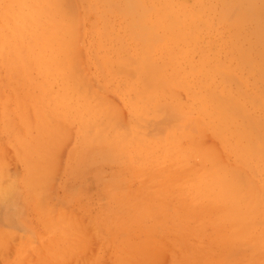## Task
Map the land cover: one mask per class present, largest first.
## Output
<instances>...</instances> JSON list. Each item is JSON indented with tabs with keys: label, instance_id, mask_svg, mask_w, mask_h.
I'll list each match as a JSON object with an SVG mask.
<instances>
[{
	"label": "rangeland",
	"instance_id": "1",
	"mask_svg": "<svg viewBox=\"0 0 264 264\" xmlns=\"http://www.w3.org/2000/svg\"><path fill=\"white\" fill-rule=\"evenodd\" d=\"M232 1L211 0L221 16L234 23L235 33L244 38L240 49L249 54L251 46L264 63V0H244L243 5ZM181 2L0 0V205H4L0 206V264H264V115L257 103L264 106L262 74L249 65V59L245 66L231 67L238 69L239 76L230 74L232 81L228 87L233 95L240 90L239 100L232 108L240 115L249 136L262 144V150L255 143L243 144L241 148L232 146L236 140L232 132L240 125L228 107V91L225 104L217 105L214 115L218 120L203 102H194L197 91L203 89L206 100L213 92L205 84L204 75L180 76L187 87L176 83L171 88L164 86L166 94L173 92L169 105H161L167 97L152 99L154 93H150L161 85L145 74L148 68L144 58L166 65L173 63L171 59L182 58L180 54L188 47L192 55L186 59L195 63L201 62L202 56L207 57L208 63L236 56L234 50V54L230 51L232 32L222 28L214 11L201 8L197 15ZM55 10L62 12L59 20ZM167 18L181 22L172 35L182 37L176 39L167 29H158L159 22ZM190 24L195 27L189 29ZM141 27L153 30L156 37L143 39L139 34ZM154 38L158 40L153 42ZM164 38L173 41L169 43ZM63 41L73 43L74 59H48V46ZM173 64L182 71L179 63ZM70 65L75 66L77 76L48 74L42 69ZM165 71L168 73L170 68ZM76 81L86 85L77 87ZM214 85L216 96H220L224 86L218 82ZM177 104L199 108L185 118L188 113L182 114L181 105ZM199 120L202 128L198 126ZM211 120H215L218 131L209 127ZM180 124L185 127L184 134L196 138L198 132L201 139V155L191 154L194 170L189 171L192 173L185 186L188 190L195 187L193 177L199 176L203 201L224 189L230 188L234 194L244 192L243 201L251 204H246V211L252 215L248 216L251 220L246 217L243 223L253 229L242 227L247 231L246 238L248 234L257 236L245 239L243 232L239 236L245 242H234L233 230L227 233V228L232 227L228 220L222 218L225 223L219 217L213 218L214 208L200 207L188 199L185 187L178 188L187 174L182 171L184 166L178 174L170 172V162L157 158L159 151L151 152L157 141H164L168 131L181 139L184 134ZM197 128L200 129L196 132ZM197 140L196 145L191 142L192 148L200 145ZM181 161H177L178 169L185 164ZM206 165L216 180L208 176ZM164 167L168 173H156ZM220 196L227 200L225 195ZM256 243L259 245L255 246Z\"/></svg>",
	"mask_w": 264,
	"mask_h": 264
},
{
	"label": "bare ground",
	"instance_id": "2",
	"mask_svg": "<svg viewBox=\"0 0 264 264\" xmlns=\"http://www.w3.org/2000/svg\"><path fill=\"white\" fill-rule=\"evenodd\" d=\"M182 2V4L183 5H185L186 7H189V8H191L193 11H195L196 13L198 12V11H201V8H203V9H205V10H212V11H214L215 12V14H216V16H217V22L222 26V28H227V29H229L231 32H232V37H231V41H230V44H231V52H233V50L235 51V54H236V56L234 55V56H231V55H228L227 56V59H225L224 61H220L219 59L218 60H216V61H214L213 63H208L207 62V60H206V58H205V56H202L200 59H201V62H197V63H195V62H193L190 58L189 59H186V58H188L190 55H192V51H190V49H189V47L188 48H186V50H184L181 54H180V56L182 57V58H176V59H171V61L173 62V63H179L178 65H179V67L182 69V71H180V70H178L176 67V65L175 64H173V63H170V62H168L166 65H163L162 63L160 64V63H155V62H152L150 59H148V58H144V60H143V62L145 63V65L144 66H146L148 69L146 70V73L145 74H147V75H150V76H152L153 78H151L152 79V82H160V85L161 86H159L160 88L158 89V90H154V91H152V92H150L151 94L152 93H154V95L152 96V99H156V98H158V96L159 97H163L164 99L166 98V100L165 101H163V103H161V105L162 104H166V105H169L168 104V101H169V99H170V97H171V95H172V93L173 92H171L170 94H166L165 93V88L166 87H170L171 88V86H173V84L174 83H176L178 86H181V87H187V83H186V81L184 80V78H182V77H180V76H186V77H190V74H194V75H197V76H200V74H202V75H204V78L206 79V82L207 83H205L207 86H210V87H212L213 88V92H212V94L211 95H209V97H208V99L206 100L205 99V95L202 93V90L203 89H201L200 90V93H199V91H197V97L195 98V100H194V102H197L196 100H198V101H201V102H203V104H205L210 110H212V113H213V115L215 114V111H216V108H217V105L218 104H222V103H224L226 100H227V98H228V95L225 93V91H228L229 93H230V97H229V105H228V107H229V109H230V111H231V113L233 114V117L235 118V120H236V123L238 124V125H240L239 127H237V129H236V131H234V132H232L233 133V136L234 137H236V140H233L234 141V143L232 144V146H238V148H241L242 146H243V144H250V145H252L253 143H255V144H258L259 143V141L258 140H254L252 137H250L249 136V134L247 133V131H246V129H245V125H244V123L242 122L241 123V120H240V115L239 114H237V113H235V111H234V109L232 108V107H235V102H237L238 100H239V94H240V90L238 89L237 91H236V95H233L231 92H230V90H228V87L230 86V83H231V81H232V77H231V75H234L235 77L236 76H239V72L237 71V70H231V67H236V68H239V67H241V66H245V64H246V62L249 60V59H251V61H252V63H250L249 65H251V66H254L255 67V71L258 73V72H260V74H262V77L264 78V63H262L261 61L263 60V58L262 57H258L257 55H256V53H255V51L253 50V48L251 47V46H249V49H248V51H249V54L248 53H246V52H244L243 50H241L240 49V44H244L245 42V40H244V38H242L241 36H239L238 34H236L235 33V31L233 30L234 29V23H232V22H230V21H228L227 19L225 20L222 16H221V14H220V12L216 9V6L211 2V0H209V2L207 3L206 1H204V0H197V1H195V2H193V3H190L189 2V0H181ZM229 1H232V0H229ZM68 2V1H67ZM70 2V1H69ZM75 2H77V1H75ZM175 2V1H174ZM232 2H234L235 3V5L237 4H239V5H243V3H244V0H234V1H232ZM74 3V2H73ZM126 3H127V0H126ZM143 3V2H142ZM149 3V2H148ZM162 3V2H161ZM164 4H166L165 2H163ZM172 3V2H171ZM153 4V3H152ZM133 5V4H132ZM124 6V5H123ZM123 6H121L122 8H123ZM131 7V6H130ZM167 7V6H166ZM166 7H165V9H166ZM79 8V7H78ZM133 8H135V7H133ZM152 8H153V5H152ZM155 8H157V7H155ZM182 8V7H181ZM74 9V8H73ZM155 11L156 10H158V9H154ZM79 11V10H78ZM125 11V10H124ZM128 11V10H127ZM132 11H134V10H132ZM161 11V10H160ZM171 11V10H170ZM188 11V10H187ZM186 11V12H187ZM80 12V11H79ZM159 12V11H158ZM157 12V13H158ZM178 12V11H177ZM180 12V11H179ZM178 12V13H179ZM166 13V12H165ZM168 13H169V11H168ZM175 13V12H174ZM194 13V12H193ZM195 13V14H196ZM76 14V13H75ZM154 14H155V12H154ZM173 14V13H172ZM194 14V15H195ZM55 15H57V20H59L60 19V16L62 15V12H60L59 10H55ZM79 15V14H78ZM139 15H141V14H139ZM138 15V16H139ZM162 15V14H161ZM169 15H170V13H169ZM179 15V14H178ZM185 15V14H184ZM197 15H198V13H197ZM147 16H149V15H147ZM166 16V15H165ZM176 16V15H175ZM193 16V15H192ZM191 16V17H192ZM23 17V16H22ZM80 17V16H79ZM150 17H151V15H150ZM160 18H161V16H159ZM181 17V16H180ZM172 18V17H171ZM170 18V20H173V19H171ZM190 18V17H189ZM142 19V18H141ZM149 19H151V18H149ZM159 19V18H158ZM157 19V20H158ZM178 19V18H177ZM180 19V18H179ZM202 19V18H201ZM200 19V20H201ZM23 20H25V19H23ZM147 20V19H146ZM160 20V19H159ZM158 20V21H159ZM182 20V19H181ZM190 20V19H189ZM207 20L210 22V19L207 17ZM136 21V20H135ZM149 21V20H148ZM153 21V20H152ZM154 21H156L155 19H154ZM186 21H187V19H186ZM180 22V21H179ZM178 22V20L176 21V20H174V21H169V18H167V19H165V20H163L161 23L159 22V24L160 25H158V29L159 30H161V29H167V31L169 32H171V35H172V30L174 29V28H177L178 29V26L179 25H182V24H180ZM188 22V21H187ZM192 22V21H191ZM76 23V22H75ZM190 23V22H189ZM208 23V22H207ZM80 24V23H79ZM131 24V23H130ZM138 24V23H137ZM146 25V24H145ZM154 25L157 27V24H155L154 23ZM208 25H209V23H208ZM79 26V25H78ZM152 26V25H151ZM133 27V26H132ZM140 27V26H139ZM144 27V26H143ZM143 27H141V28H139V29H141V31L139 32V34H140V36H142L143 37V39H145V40H147V39H150V38H153V37H156V35L154 34V32H153V30H150V29H146V28H143ZM146 27V26H145ZM195 26L193 25V24H190L189 26H188V28L189 29H192V28H194ZM61 28V27H60ZM63 28V27H62ZM138 28V27H137ZM185 28V27H184ZM219 28V27H218ZM64 29V28H63ZM65 30V29H64ZM80 30V29H79ZM79 30H77L78 31V33L80 32ZM184 30H187L188 31V29L186 28V29H184ZM132 32V31H131ZM158 32V31H157ZM68 33H70V31H68ZM177 35V34H176ZM79 37H80V35H78ZM157 36H158V34H157ZM228 36V35H227ZM77 37V36H76ZM172 37L173 38H180V37H182V36H180V35H177V36H173L172 35ZM173 38L171 39V38H166V39H169L168 41H169V43H170V40L171 41H173ZM228 38V37H227ZM165 39V38H164ZM165 39V40H166ZM156 40H158L157 38H154V40H153V42L154 41H156ZM160 40V39H159ZM161 40H163V39H161ZM198 40V39H197ZM78 41V40H77ZM164 41V40H163ZM211 41V40H210ZM152 42V43H153ZM197 42V41H196ZM199 42V41H198ZM76 43V42H75ZM147 43V42H146ZM159 44V43H158ZM195 44V43H194ZM77 45H78V43H77ZM141 45V44H140ZM148 45H151V43L150 44H148ZM72 46H73V43L72 42H70V41H63V42H58L55 46H48L49 48H50V50H51V53L49 54V56L47 57L48 59H52V60H59L60 62L62 61V57H64L65 59H69L70 61H72L73 59H74V57H73V55H74V53H73V50H74V47L72 48ZM80 46V45H79ZM175 46V45H174ZM189 46H191V45H189ZM194 46V45H193ZM193 46H192V48H193ZM196 46H197V44H196ZM139 47V46H138ZM200 47V46H199ZM81 48V47H80ZM140 48H142V47H140ZM139 48V49H140ZM157 48V47H156ZM191 48V47H190ZM191 48V49H192ZM82 50V49H81ZM165 51V50H164ZM161 52V51H160ZM218 52V51H217ZM76 53H79V52H76ZM80 53H82V52H80ZM79 53V54H80ZM216 53V52H215ZM151 54V53H150ZM162 54V53H161ZM161 54H160V56H161ZM166 54V53H165ZM203 54V53H202ZM233 54H234V52H233ZM154 55V54H153ZM167 55V54H166ZM137 56H139V55H137ZM155 56V55H154ZM159 56V55H158ZM80 57V56H79ZM155 57H157V56H155ZM208 57H209V55H208ZM154 58V57H153ZM226 58V57H225ZM40 59H43V57H40ZM196 59V58H195ZM194 59V60H195ZM157 60H158V58H157ZM209 60H212V59H209ZM160 61V60H159ZM56 62V61H55ZM80 62V61H79ZM81 62H82V60H81ZM150 63V64H147V63ZM231 62V64H229ZM57 63V62H56ZM3 64V63H2ZM156 64V65H155ZM187 67H188V69H187ZM68 68H70V70H68ZM66 67V68H64V67H61V66H58V67H55L54 69H52L51 67H49V66H42V69H44V70H46V72L48 73V74H53V73H56V74H59V75H67V76H70V77H75V76H77V72H76V68H75V66L73 65V66H69V67ZM143 68V67H142ZM141 68V69H142ZM170 68V71L168 72V73H166V71L165 70H168ZM235 69V68H234ZM136 70V69H135ZM139 70V69H138ZM53 72V73H52ZM139 72V71H138ZM162 72H163V75H162ZM253 72V71H252ZM231 74V75H230ZM142 75H144V74H142ZM174 76H177L176 78L174 77ZM196 77V76H195ZM194 78V77H193ZM197 78V80H199L198 78L199 77H196ZM237 78V77H236ZM240 78V77H239ZM217 79H218V81H217ZM138 81H139V79H138ZM215 82H218V83H222V85L224 86V89L223 90H221L219 93H220V96H216V93H215ZM127 83V82H126ZM139 83V82H138ZM83 84H85L83 81H76L75 83H74V85L75 86H77V87H79L80 85H83ZM106 84V83H105ZM119 84V83H118ZM136 84V83H135ZM157 84V83H156ZM155 84V85H156ZM203 84H204V82H203ZM86 85V84H85ZM134 85V84H133ZM139 85V84H138ZM151 85H152V83H151ZM189 85V84H188ZM193 85V84H192ZM198 87H201V82H199L198 84ZM135 86V85H134ZM164 86H166V87H164ZM205 86V85H204ZM81 87V86H80ZM148 87V86H147ZM156 87V86H155ZM132 88H133V86H132ZM138 87H136V89H137ZM157 88V87H156ZM197 88V87H196ZM195 88V89H196ZM167 89V88H166ZM200 89V88H199ZM116 90V89H115ZM138 90V89H137ZM140 91V90H139ZM137 92V91H136ZM148 92V93H149ZM88 93V92H87ZM124 93V92H123ZM140 93V92H139ZM141 93H142V91H141ZM144 93V92H143ZM168 93V92H167ZM150 94V95H151ZM145 97H147L148 98V96H145ZM140 98H143V96L142 97H140ZM263 98V97H262ZM146 100H148V99H146ZM134 101V100H133ZM136 102H137V100H136ZM140 102V101H139ZM143 102H146V101H143ZM148 102V101H147ZM148 103H150V102H148ZM197 103H199V102H197ZM257 103H258V105H259V107H260V109H262V115H264V106H262L258 101H257ZM147 104V103H146ZM146 104H145V106H146ZM151 104V103H150ZM154 104V103H153ZM155 104L157 105V101L155 102ZM225 104V103H224ZM177 105H181V104H177ZM147 106H148V104H147ZM200 106V105H199ZM138 107H140V106H138ZM145 108V107H144ZM148 108V107H147ZM146 108V109H147ZM196 108H199L198 107V105H181L180 107H179V109H181V113L182 114H186V113H188L187 114V116L185 117L184 115H181L182 116V118H183V116L185 117V118H188L189 117V115H190V112H192V111H194V110H196ZM110 109V108H109ZM138 109L139 108H137V112H139L138 111ZM145 109V110H146ZM149 109V108H148ZM142 110V109H141ZM186 110V111H185ZM208 110V109H207ZM130 111H131V109H130ZM104 112H106L107 113V109L106 110H104ZM146 112V111H145ZM156 112V111H155ZM108 113H109V111H108ZM107 113V114H108ZM105 114V113H104ZM148 114V113H147ZM204 114V113H203ZM209 114V113H208ZM260 114V113H259ZM149 115V114H148ZM147 115V116H148ZM201 115V114H200ZM205 115V114H204ZM257 115V114H256ZM117 116V115H116ZM143 116H144V114H143ZM180 116V117H181ZM192 116V115H191ZM190 116V117H191ZM202 116V115H201ZM206 116V115H205ZM258 116V115H257ZM256 116V117H257ZM120 117V116H119ZM130 117V116H129ZM194 117V116H193ZM208 117L209 118H211L212 116L211 115H208ZM214 117H215V120H218V117L216 116V115H214ZM260 117V116H259ZM31 119V118H30ZM121 119V117L119 118V120ZM138 119V118H137ZM139 120V119H138ZM189 120H190V122H192V120L189 118ZM215 120H211V123L212 124H209V127H212L213 129H214V131H218L219 130V128H218V126H217V124H216V122H214ZM261 119L259 118L258 120L256 119V122H259ZM118 122H120V121H118ZM131 122H132V119H131ZM199 122V123H198ZM147 123V122H146ZM156 123V122H155ZM197 123H198V126L200 125V127H201V121L199 120V121H197ZM197 123H196V126H197ZM130 124V123H129ZM59 125V124H58ZM155 125V124H154ZM181 125V128H182V130H183V134L186 132V130H185V127L182 125V124H180ZM208 125V124H207ZM121 126V125H120ZM157 126V125H156ZM197 126V127H198ZM122 127H124V126H122ZM153 127V126H152ZM155 127V126H154ZM126 128V127H125ZM147 128V127H146ZM202 128V127H201ZM72 129V128H71ZM127 129V128H126ZM200 129V128H199ZM198 128L197 129H195L196 130V132L199 130ZM216 129V130H215ZM67 130V129H66ZM68 132V131H67ZM202 133V132H201ZM62 134V133H61ZM66 134V133H65ZM151 136H153L151 133H149ZM154 134H156V133H154ZM68 135V134H67ZM66 136V135H65ZM121 136V135H120ZM119 136V137H120ZM157 136V135H156ZM232 136V135H231ZM232 136V137H233ZM119 137H118V140H119ZM123 137V134H122V136L120 137V139ZM125 137V136H124ZM179 135H177V134H175V133H172V132H170V131H168L167 133H166V135H165V138H164V141H157V143L156 144H154V148L152 147V149H151V152L152 153H154L155 152V150H157V152L159 151V153H158V156H157V158H162L161 160L163 161V159H166L167 160V162L169 161L170 162V165H169V171L171 172V171H175L176 172V174H178L177 172L178 171H181L182 170V166H184L183 168H185V169H183L182 171L184 172V174H185V172H187V174H186V177H185V179L184 180H181V183H180V186L178 187V188H183L184 189V187H185V191H187V192H185V193H187L188 194V196L190 197H188V199H191L190 201H192V202H194V201H196V204H198L200 207H207V209H208V207L209 206H211V208L210 209H212V208H214V213H215V216L216 217H214L213 216V218H217V217H219V218H221V220H222V218L223 219H226V220H228L229 222H228V224L229 225H232V227H230L229 226V228H227L228 230H229V232H227V233H230V231H232L233 230V234H234V236H235V239H234V242L236 241V240H238V242L240 241V240H243L242 238H240V236H239V234L240 233H245V232H247V231H244L245 229H244V227L246 226V227H248L247 226V224L245 225L244 223H243V221L245 222V219H246V217H248V216H250V215H252L251 213H250V211H246V204H249V200L251 199L250 198V196H249V202L247 203H245L243 200L245 199V195L246 194H244V192H241V191H238L236 194H234L233 193V191L232 190H230V188L228 189V190H226V189H224V190H222L220 193H218L217 194V192H214L213 193V195L211 196V198L210 199H208V200H202V196H200L199 195V190H200V188H199V184H198V181H199V176H197V175H195L194 176V174L192 175V176H194L193 177V179H195L196 178V180H194V183H195V187H192L190 190H188V188L186 187L187 185H186V180H187V177L192 173V172H189V171H191V170H194V164L193 163H191V161H190V157L193 155V156H200L201 155V153H200V149H201V139H200V136H199V134H198V132H197V137L196 138H194V136H192L191 134H189V133H186V134H184V135H182V138L181 139H179ZM58 138V137H57ZM63 138H64V136H63ZM68 138V137H67ZM134 138V137H133ZM140 138V137H139ZM138 138V139H139ZM156 139H157V137H155ZM197 138H199V142H200V145H197V147L195 146L194 148H192V143L193 144H198V140H197ZM230 138V137H229ZM137 139V140H138ZM155 139V140H156ZM244 139V143H243V140ZM132 140V139H131ZM170 140H175L174 142H171ZM182 140H184V143H183V141ZM73 141V140H72ZM140 141V140H139ZM146 141V140H145ZM140 142H142V141H140ZM192 142V143H191ZM159 143V144H158ZM142 143H140V145H141ZM149 145H151V144H148V146ZM261 145L262 144H258L257 146H260V148H259V150H262L263 149V147H261ZM146 146V145H145ZM148 146H146L147 148H149ZM145 149V148H144ZM69 150V149H68ZM239 150H241V149H239ZM147 151H149L150 152V149H148ZM170 151V152H169ZM190 151H192V152H190ZM194 151V152H193ZM196 151V152H195ZM56 156H57V153H54ZM54 154H52V155H54ZM147 154V153H146ZM149 154V153H148ZM192 154V155H191ZM196 154V155H195ZM148 156H150V154L148 155ZM262 156H263V154H262ZM182 158V159H181ZM184 158V159H183ZM182 161H181V160ZM195 159V158H194ZM197 159V158H196ZM44 160V159H43ZM68 160V159H67ZM160 160V159H159ZM14 161V160H13ZM52 161V160H51ZM55 162H56V160H54ZM177 161H181L182 163H185V164H183V165H181L180 164V167H181V169H178L177 168V164H179V162L177 163ZM184 161H186V162H184ZM42 162V161H41ZM54 162V163H55ZM58 162V161H57ZM75 162V161H74ZM190 162V163H189ZM9 163V162H8ZM51 163V162H50ZM13 164H14V162H13ZM13 164H12V166H13ZM211 164V163H210ZM209 164V165H210ZM55 165V167L57 166V165H59V163L56 165V164H54ZM15 166V165H14ZM52 166H53V164H52ZM164 166H166V165H164ZM179 166V165H178ZM55 167H54V169H55ZM59 167V166H58ZM179 167V168H180ZM8 168H10V166H8ZM57 168V167H56ZM62 168V167H61ZM67 168V167H66ZM160 168V167H159ZM53 169V170H54ZM58 169V168H57ZM56 169V170H57ZM9 170V169H8ZM14 170V169H13ZM55 170V171H56ZM59 170V169H58ZM162 172V174H166V173H168L167 172V169H166V167H164V169H157V172L156 173H158L159 172V174H160V171ZM205 170H206V172H207V174H208V176H210V178H212V179H215L216 180V178L213 176V173H212V171L209 169V167L206 165V167H205ZM11 172H9L10 174L12 173V168H11V170H10ZM14 172H15V170H14ZM13 172V173H14ZM59 172V171H58ZM174 172V173H175ZM195 172V171H194ZM197 173L199 172V170H197L196 171ZM52 173H54V172H52ZM51 173V175H53ZM197 173H195V174H197ZM9 174V175H10ZM14 174H16V173H14ZM13 174V175H14ZM73 174V173H72ZM155 174V173H154ZM171 174V173H170ZM180 175V174H179ZM182 175V174H181ZM15 176V175H14ZM176 176V175H175ZM183 176V175H182ZM185 176V175H184ZM197 176V177H196ZM225 176V175H224ZM13 177V176H12ZM11 177V178H12ZM53 177V176H52ZM51 177V178H52ZM177 177V176H176ZM14 178H16V177H14ZM164 179V178H163ZM172 179H173V177H172ZM171 179V180H172ZM226 180H227V177L225 178ZM13 180V179H12ZM11 180V181H12ZM155 180H157L161 185H159L161 188H163L164 189V187H165V185H162L163 184V182H161V180L159 179V176L157 175V174H155ZM171 180H169V181H171ZM178 180H179V178H178ZM10 181V182H11ZM15 181V180H14ZM13 181V182H14ZM173 181V180H172ZM49 182V181H48ZM5 183V182H4ZM38 183V182H37ZM12 184V183H11ZM15 184H16V182H15ZM172 184H173V182H172ZM48 185H49V183H48ZM48 185H46V186H48ZM186 185V186H185ZM9 186V185H8ZM10 186H12V185H10ZM51 186V185H50ZM221 187H223V186H221ZM15 188V187H14ZM50 188V187H49ZM168 187L166 186V189H167ZM48 189V188H47ZM10 190H11V188H10ZM49 190V189H48ZM178 190V189H177ZM13 191V190H12ZM179 191H180V189H179ZM182 191H184V190H182ZM7 192V191H6ZM8 192H10V191H8ZM52 192H53V190H52ZM46 193H49V192H46ZM180 193H181V191H180ZM184 193V192H183ZM9 194H13V193H9ZM45 194V193H44ZM169 194V193H168ZM187 194H185V196H186V198H187ZM221 194H223V195H225V197L224 198H227V200H225L224 201V199H223V196H220ZM5 195V194H4ZM154 195H155V193H154ZM173 195V194H172ZM249 195V194H248ZM251 195V194H250ZM6 196V195H5ZM171 196V195H170ZM180 196V195H179ZM181 196H182V193H181ZM159 197V196H158ZM161 197V196H160ZM173 197H174V195H173ZM251 197H253V196H251ZM52 198V197H51ZM50 198V199H51ZM171 198V197H170ZM182 198H184V197H182ZM239 198H240V201H239ZM49 199V200H50ZM252 199H254V198H252ZM257 199V198H256ZM5 200V198L3 197V201ZM6 200H7V197H6ZM9 201V200H8ZM186 201H188V200H186ZM256 201V200H255ZM189 202V201H188ZM218 202H220L221 203V206L219 205V203ZM252 202V201H251ZM0 203H2L3 204V202L0 200ZM255 203V202H254ZM259 203V202H258ZM1 204V205H2ZM196 204H195V207H196ZM209 204V205H208ZM256 204V203H255ZM0 205V206H1ZM249 205H251V204H249ZM2 206H4V205H2ZM213 206V207H212ZM253 206V205H252ZM252 206H250V208L252 207ZM171 207H172V205H171ZM195 207H193V208H195ZM249 207V206H248ZM10 208V207H9ZM173 208V207H172ZM184 207H182V209H183ZM186 208V207H185ZM187 208H188V206H187ZM250 208H249V210H250ZM192 209V208H191ZM196 210L195 211H198L197 210V207L195 208ZM202 209V208H201ZM2 210V209H1ZM176 210H179V209H177V207H176ZM185 210V209H184ZM213 210V209H212ZM8 211V210H7ZM187 211V210H186ZM194 211V210H193ZM254 211V210H253ZM252 211V212H253ZM178 212V211H177ZM182 212V211H181ZM204 212V211H203ZM206 212V211H205ZM209 212V211H208ZM207 212V213H208ZM12 213H13V210H12ZM199 213H201L200 212V209H199ZM9 214H11V213H8V218L10 219V215ZM182 214V213H181ZM196 214V213H195ZM193 215V214H192ZM200 215V214H199ZM203 215V214H202ZM202 215H200V216H202ZM193 216H195V215H193ZM196 216H198V214L196 215ZM207 216V215H206ZM184 217V216H183ZM182 217V218H183ZM209 217H211L212 218V216L210 215ZM253 217V216H252ZM185 218V217H184ZM187 218V217H186ZM185 218V219H186ZM191 218V217H190ZM189 218V219H190ZM198 218V217H197ZM203 218H206V217H204V215H203V217H202V219ZM249 218V217H248ZM196 219V218H195ZM258 219V218H257ZM12 220V219H11ZM198 220H199V218H198ZM204 220V219H203ZM206 220V219H205ZM204 220V221H205ZM211 220V219H210ZM215 220H218V219H215ZM247 220H251L250 218L249 219H247ZM7 221H9V220H7ZM200 221H201V219H200ZM219 221V220H218ZM223 221V220H222ZM181 222V221H180ZM223 222H225V221H223ZM223 222H222V224H223ZM247 222V221H246ZM253 222H255V219H253ZM259 222V221H258ZM220 223H221V221H220ZM225 223H227V221L225 222ZM251 223V222H250ZM261 223V222H260ZM4 224V223H3ZM215 224V223H214ZM221 224V225H222ZM253 224H255V223H253ZM12 225V224H11ZM11 225H9L8 224V226H11ZM218 224H216V226H217ZM243 225H245L244 227H242ZM250 225V224H249ZM256 225V224H255ZM258 225V224H257ZM4 226V225H3ZM13 226V225H12ZM16 226V225H15ZM219 226V225H218ZM218 226H217V228H218ZM223 226V225H222ZM228 226V225H227ZM251 226V225H250ZM16 227H18V226H16ZM22 227V226H21ZM239 227V228H238ZM258 227V226H257ZM23 228V227H22ZM223 228V227H222ZM226 228V227H225ZM249 228H252V227H248V230H249ZM219 230H221L220 228H218ZM226 229V230H227ZM253 229V228H252ZM26 230V229H25ZM218 231V230H217ZM249 231H251V230H249ZM255 230H253V232H254ZM163 232H165L164 230H163ZM221 232H222V230H221ZM218 233H219V231H218ZM223 233V232H222ZM224 233H225V231H224ZM226 233V234H227ZM231 233V234H232ZM243 233V235L245 236V237H243V238H245V239H251V238H253V236L256 234L255 232V234L253 235L252 234V237H250V235L248 234V237L249 238H246L247 237V234L245 233L244 234ZM249 233V232H248ZM219 234H221V233H219ZM162 235H165V234H161L160 236H162ZM170 235V234H169ZM173 235V234H172ZM218 235V234H217ZM216 235V236H217ZM223 235V234H222ZM242 235V234H241ZM220 236V235H219ZM256 236H257V234H256ZM259 236V235H258ZM165 237V236H164ZM229 237V236H228ZM227 237V238H228ZM242 237V236H241ZM34 238V237H33ZM227 238H225V239H227ZM175 239V238H174ZM217 239H218V237H217ZM224 239V240H225ZM253 240V239H252ZM251 240V241H252ZM213 241V240H212ZM220 241V240H219ZM219 241H218V243H219ZM230 241V240H229ZM232 241V240H231ZM244 242H245V240H243ZM242 241V242H243ZM34 242V241H33ZM237 242V241H236ZM237 242V243H238ZM236 243V244H237ZM166 244H167V242H166ZM215 244V243H214ZM220 244H221V242H220ZM239 244V243H238ZM257 244V243H256ZM255 244V246H258L259 244H257L256 245ZM219 245V244H218ZM222 245V244H221ZM224 246V245H223ZM227 246V245H226ZM233 246H235L234 244H233ZM240 246H241V242H240ZM202 247V246H201ZM253 247V246H252ZM205 248H207V247H205ZM196 249V248H195ZM249 249V248H248ZM202 250H203V248H202ZM254 250V249H253ZM256 250V249H255ZM258 250V249H257ZM211 251V250H210ZM264 251V250H263ZM245 252V251H244ZM235 254V253H234ZM253 254V253H252ZM239 255V254H238ZM202 256V255H201ZM256 258V257H255ZM241 259H242V257H241ZM174 260H176V259H174ZM202 261V260H201ZM215 261V260H214ZM245 261V260H244ZM203 262V261H202ZM174 263V262H173ZM205 263V262H204ZM214 263V262H213ZM209 264H210V262H209Z\"/></svg>",
	"mask_w": 264,
	"mask_h": 264
}]
</instances>
